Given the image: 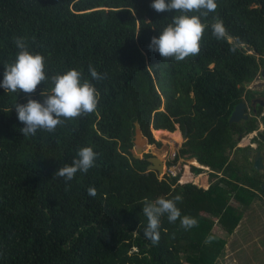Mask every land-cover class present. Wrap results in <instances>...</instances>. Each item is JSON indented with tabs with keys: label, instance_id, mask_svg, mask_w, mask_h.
<instances>
[{
	"label": "trees",
	"instance_id": "16d2710c",
	"mask_svg": "<svg viewBox=\"0 0 264 264\" xmlns=\"http://www.w3.org/2000/svg\"><path fill=\"white\" fill-rule=\"evenodd\" d=\"M216 2L202 21L222 19L225 35L217 39L206 28L199 53L175 61L149 47L175 14L155 11L151 0H0V76L21 36L44 55L49 77L75 68L100 93L94 112L23 136L14 104L42 99L50 81L32 93L0 88V264H217L245 210L264 200L263 175L230 159L256 119L229 121L264 69V0ZM90 64L103 79L91 78ZM135 121L157 146L152 128L186 134L168 164L185 155L196 159L202 167L191 169L208 167L209 187L180 183V172L162 178L148 172L153 154L137 158L131 151ZM86 145L99 153L96 164L71 181L55 177ZM169 193L182 195L181 214L197 224L186 231L179 219L162 216L153 244L143 237V198ZM208 235L215 239L206 244Z\"/></svg>",
	"mask_w": 264,
	"mask_h": 264
},
{
	"label": "clouds",
	"instance_id": "9594fccd",
	"mask_svg": "<svg viewBox=\"0 0 264 264\" xmlns=\"http://www.w3.org/2000/svg\"><path fill=\"white\" fill-rule=\"evenodd\" d=\"M151 7L157 12L175 10L171 21L149 42V47L164 58L171 57L175 61H182L188 56L198 54L206 28H210L211 34L217 39L225 35L222 19L217 17L210 25L202 21V17L215 12L216 0H151ZM13 43L17 51L11 62L3 64L0 88L5 92L32 93L41 82L50 81L47 91L43 89L40 93L42 99L29 96L25 103L14 104L17 119L23 123V127L19 129L23 136L35 135L38 129L53 132L66 119L96 110L100 93L89 79L83 78L80 70L70 68L49 77L45 71L43 54L31 51L24 37H14ZM88 72L93 80L104 77L91 64ZM98 156L99 153L91 145L82 146L77 149L71 163L61 165L54 175L62 177L65 182L71 181L78 171L87 173L96 164ZM87 194L95 196V186H89ZM181 200L180 193H169L168 197L158 196L155 199L143 198L142 212L147 219L143 237L146 240L153 244L159 241L162 216H166L170 223L179 219L180 227L186 231L197 224L195 217L181 214L177 206V202ZM214 239L213 235H208L204 243H211Z\"/></svg>",
	"mask_w": 264,
	"mask_h": 264
},
{
	"label": "rangeland",
	"instance_id": "374dc122",
	"mask_svg": "<svg viewBox=\"0 0 264 264\" xmlns=\"http://www.w3.org/2000/svg\"><path fill=\"white\" fill-rule=\"evenodd\" d=\"M261 81L259 77L253 80ZM263 81V80H262ZM251 84H249L250 86ZM163 108V107H162ZM261 125V122H260ZM259 125V128L262 127ZM179 130V131H178ZM176 132L169 134V136L161 135V132L157 131L152 132L155 139L159 140L162 145L156 146L154 143H149L148 138L143 135L142 131H135L134 140L136 141L134 145L135 153L140 154V158L144 157L145 153H152L153 155H157L165 161V166L163 167V171L159 174V177L162 178L164 175L170 173V167L173 165H177V173H181L179 182H192L196 183L199 186H203L205 184V180H209V172L208 167H203L205 171L198 173V177L185 180L181 182L182 175L186 172L190 165H196L193 163L194 158H189L187 155L182 156L178 162L174 164H168L169 159L165 157V152L169 146L174 145L175 142L181 143L184 141L183 133L178 128ZM258 132V131H257ZM250 135H246L241 141L238 143L239 145H244L248 143V138ZM164 141L167 143L165 146ZM172 146L170 149H172ZM152 149L155 150V153L152 152ZM171 155L174 153L173 149L171 150ZM176 152V151H175ZM237 155V152L234 154ZM173 158V157H172ZM171 158V160H172ZM183 160V161H181ZM196 161V160H195ZM179 162H183L179 165ZM193 163V164H192ZM202 167V166H201ZM192 174H195L192 169H189ZM172 175V174H171ZM178 175V174H177ZM202 175L201 177H199ZM210 182V181H209ZM214 231L219 234L226 235L225 231L221 232V229L218 226L214 227ZM259 244L262 245V249H259ZM217 264H264V200L257 198L255 202L252 204V207L249 210H245V214L242 217V220L236 230L235 233L227 236V244L225 247V251L222 256H220L217 260Z\"/></svg>",
	"mask_w": 264,
	"mask_h": 264
},
{
	"label": "flooded vegetation",
	"instance_id": "af4514ba",
	"mask_svg": "<svg viewBox=\"0 0 264 264\" xmlns=\"http://www.w3.org/2000/svg\"><path fill=\"white\" fill-rule=\"evenodd\" d=\"M262 71H264V69H261L260 74L257 76L261 79V81H252L249 83L251 84L250 86L249 84L246 86V94L244 95V99L241 102L245 103V114L248 116V118L239 120L244 121L250 118L256 119L257 128L250 132H246V130L244 131L245 134L241 139L246 137V135H250L248 138V143L242 146H238L237 144L235 150L230 156V159L237 165L241 166L247 162L244 170L248 171L249 173H252V168H255V160L258 152H260L264 165V74ZM259 125L262 127L261 129L259 128ZM236 152L237 155H234ZM256 170L259 171L264 178V166L263 168ZM245 186L250 189V191L261 195L260 190L256 189L255 187L249 185Z\"/></svg>",
	"mask_w": 264,
	"mask_h": 264
},
{
	"label": "water",
	"instance_id": "95a60500",
	"mask_svg": "<svg viewBox=\"0 0 264 264\" xmlns=\"http://www.w3.org/2000/svg\"><path fill=\"white\" fill-rule=\"evenodd\" d=\"M262 72L264 74V71H262ZM246 118H248V116L245 114V103L240 102L235 106V108H234V110L230 116L229 121H230V123H233V122H238L239 120L246 119ZM135 126H136V131H142L140 123L138 121H135ZM183 137L186 139V134H184ZM133 148H134V146H133ZM133 148H131L133 155L137 158H140L141 151H140V154L135 153ZM149 160L151 163L148 165L147 171L149 172V171L155 170V171H158L159 174H161L163 171V167L165 166V161L163 159H161L160 157H158L157 155H153L152 157L149 158ZM263 166L264 165H263L262 157L260 155V152H258L257 156H256L254 167L256 169H261V168H263ZM262 187H264V184L262 185Z\"/></svg>",
	"mask_w": 264,
	"mask_h": 264
},
{
	"label": "crops",
	"instance_id": "0c3cea01",
	"mask_svg": "<svg viewBox=\"0 0 264 264\" xmlns=\"http://www.w3.org/2000/svg\"><path fill=\"white\" fill-rule=\"evenodd\" d=\"M156 130L157 131H159V132H161V135H164V136H169V134H171V133H173V132H171V131H168V130H166V129H154V128H152V132H156ZM178 130V129H177ZM176 130V131H177ZM176 131H174V132H176ZM179 131V130H178ZM185 140V139H184ZM183 142L184 141H182L181 143H179V142H175L174 143V145L172 146V145H167V143L164 141V145L166 146H169V148H167V150H166V152H165V157H167L169 160H171V158H172V155H171V150L173 149V151L175 152V151H177L181 146H182V144H183ZM135 143H136V141L134 140V145H135ZM157 146V145H156ZM172 146V149H170V147ZM152 152L153 153H155V150L154 149H152ZM176 153V152H175ZM162 159V158H161ZM196 160V159H195ZM181 161H183V160H181ZM181 163H183V162H179V165L181 164ZM194 163V162H193ZM192 163V164H193ZM195 164V163H194ZM196 166H200L201 167V165H199V164H196ZM189 169H191V165L189 166ZM190 172V171H189ZM184 174H185V172H184ZM183 174V175H184ZM192 174V173H191ZM183 175H182V178H183ZM198 175L199 174H192V178H195V177H198ZM182 182V181H181ZM192 182H194V181H192ZM205 184H203V186L202 187H205V188H208L209 187V185H210V182H209V180L208 179H206L205 180ZM261 244H259V246H260ZM263 247H262V245L259 247V249H262Z\"/></svg>",
	"mask_w": 264,
	"mask_h": 264
},
{
	"label": "bare ground",
	"instance_id": "6f19581e",
	"mask_svg": "<svg viewBox=\"0 0 264 264\" xmlns=\"http://www.w3.org/2000/svg\"><path fill=\"white\" fill-rule=\"evenodd\" d=\"M193 162H195L196 164H199L197 161H195V159L193 160ZM200 165V164H199ZM187 170L185 172V174L183 175V178L181 179V181H185V180H189L192 179V174L191 172H189L188 167L186 166ZM202 175H200L199 177H201ZM203 177V176H202Z\"/></svg>",
	"mask_w": 264,
	"mask_h": 264
},
{
	"label": "built area",
	"instance_id": "2783aa9c",
	"mask_svg": "<svg viewBox=\"0 0 264 264\" xmlns=\"http://www.w3.org/2000/svg\"><path fill=\"white\" fill-rule=\"evenodd\" d=\"M175 154H176L175 152L172 154V157H173V158L175 157ZM173 158H172V159H173ZM177 168H178L177 165H173V166H171V167L169 168V169H170V173H168V174H169V175L172 174L173 176H176V175L178 174V173H177V172H178Z\"/></svg>",
	"mask_w": 264,
	"mask_h": 264
}]
</instances>
